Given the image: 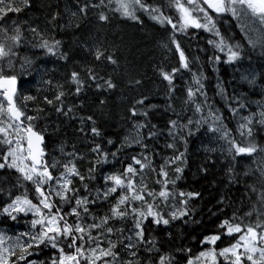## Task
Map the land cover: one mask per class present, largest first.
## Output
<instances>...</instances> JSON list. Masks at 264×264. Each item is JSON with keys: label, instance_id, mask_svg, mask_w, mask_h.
<instances>
[{"label": "snow or ice", "instance_id": "obj_1", "mask_svg": "<svg viewBox=\"0 0 264 264\" xmlns=\"http://www.w3.org/2000/svg\"><path fill=\"white\" fill-rule=\"evenodd\" d=\"M33 10L42 12L43 20L30 15ZM90 13L98 22L119 15L138 24L147 14L170 29L162 46L176 52L179 66L157 68L170 113L163 126L152 122L160 106L141 92L130 98L125 134L106 138L99 121L107 101L99 97L120 85L104 71L119 65L105 40H81L79 48L93 63L62 81L54 78L57 70L49 64L72 60L58 37L80 31ZM225 16L240 40L221 30ZM190 29L212 37L206 41L214 53L209 63L247 61L241 79L250 89H261L262 101L249 102L246 94L229 93L217 83L216 94L238 118L235 134L210 102L207 76L193 71L198 58L190 59L177 39ZM257 52L264 60V0H0V264H264V64L259 73L252 68ZM185 72L191 83L177 106L175 82ZM29 78L39 85L36 95L23 90ZM143 83L137 76L124 79L133 91ZM89 90L98 94L100 117L80 114L85 105L80 97ZM61 124L75 125L71 142L63 138ZM200 136L207 137L208 156L197 171L207 174L205 165H221L222 190L212 215L225 218L199 241L209 247L192 256L186 247L165 250L153 233L177 221L187 224L195 214L190 202L201 192L177 184L188 167L189 140ZM165 150L171 155H162ZM86 157L89 166L82 169ZM149 173L155 174L154 186L147 182ZM233 188L243 189L238 204L230 195ZM101 206L106 211H96ZM172 235L167 231L169 239ZM225 238L234 242L217 249Z\"/></svg>", "mask_w": 264, "mask_h": 264}, {"label": "trees", "instance_id": "obj_2", "mask_svg": "<svg viewBox=\"0 0 264 264\" xmlns=\"http://www.w3.org/2000/svg\"><path fill=\"white\" fill-rule=\"evenodd\" d=\"M167 14L175 15L171 12ZM30 15L39 16L43 20V13L33 10ZM225 23L221 24V30H228L231 32L236 40H240V34L238 29L234 26V22L229 17L225 16ZM142 24H138L135 21L126 19L119 15H111L110 20L107 23L98 22L95 15L90 13L87 20L82 22V28L74 35H65L62 38L65 40V50L69 51L72 56V60L65 64L64 62L57 63L55 65L49 64V67H55L57 70L54 78L63 80L64 77L72 70H79L86 64H91L92 59L88 53L79 48L81 40L96 38L105 40L116 51L119 59V65L115 68L112 66H105L104 71L111 73L113 79L119 83V89L114 93H109L106 96H100L99 99H105L107 106L102 110L103 116L100 119V123L106 131V138L117 140L118 137H122L125 129L123 124V118L126 115L127 108L129 106L130 98L138 96L139 93H146L153 97L152 103L160 106V111L156 112L153 123L163 126L164 122L168 119L170 113L165 109V90L166 82H162L158 76L157 68L163 66L165 70H168L172 66L178 67V59L175 51H167L163 48V44L167 42V37L171 34L170 29L167 26L159 25L156 21L150 19L147 14L141 15ZM177 35V39L182 43L190 59L196 57L197 67L193 71H202L207 76L205 86L208 96L212 98L210 102H214L216 108L223 112L225 117V124L228 128L233 130L235 134V125L238 118H233L228 112L225 101L216 94V85L221 83L223 87L227 88L229 93L233 89L240 94H246L249 98V102L262 101L261 89L259 85L253 90L241 79V75L245 74L249 68L248 62L244 61L243 64L230 65L221 62L219 65L209 63L208 57L213 55V50L206 41L210 38L207 33L201 31L188 30L185 34V38H180ZM224 57H221L223 61ZM264 64V60L259 58V53L252 57V68L259 73L261 65ZM215 69V70H214ZM137 76L144 81L143 87L138 90H131L124 84L126 76ZM219 78V81H218ZM30 83V82H29ZM191 83L190 75L185 72L182 74V78L178 77L175 85L177 88L176 96L179 98L173 101L174 105H179L180 100L183 99V89L186 84ZM39 87L34 82L30 83V86L25 87L26 94L36 95L35 89ZM255 92V94H253ZM84 100L85 105L81 115H89L96 113L97 117L101 116L99 110L98 94L94 90H89L86 95L80 97ZM70 102L79 103L80 100L74 97L70 98ZM31 104H29L30 106ZM33 107V105H32ZM258 108L255 103H252V111H257ZM247 115V112L243 113ZM57 123H60L57 121ZM61 128L65 131L66 136L64 139L71 142L72 130L75 125L69 127L66 124H61ZM161 147L163 141H160ZM208 146L207 137H193L189 140L188 145V167L185 169L183 180L179 181L177 188L184 191H199L202 196L199 199L191 201L192 207L195 209V214L187 224H183L177 221L170 229L165 230L163 228L156 229L154 235H156L163 245L165 250H172L178 247H186L192 250V256L198 255L200 251L206 250L208 245L202 246L199 241L205 235L212 234L217 230L216 226L219 224L220 219L212 213L217 211L216 205L219 198V192L222 190L220 180L222 177L221 165L217 163L215 167L211 165H205L209 168L207 174H203L197 171V168L204 163L207 153L203 150ZM135 151V150H134ZM162 155H171L170 151L165 150ZM86 157L85 162L81 165L82 169L88 167ZM212 159H216V156H212ZM120 167L119 164L116 165ZM148 183L153 185L155 180V174H148ZM154 186V185H153ZM30 191V190H29ZM243 189L233 188L230 193L233 201L239 203L242 199ZM105 210L104 206L96 211ZM228 214H231V210H226ZM195 221V222H192ZM7 227V225H4ZM18 230L23 228L18 226ZM167 231L172 232V238L167 237ZM234 242L232 238H225L223 243H217V249L226 246L228 243ZM183 260V257H181Z\"/></svg>", "mask_w": 264, "mask_h": 264}, {"label": "flooded vegetation", "instance_id": "obj_3", "mask_svg": "<svg viewBox=\"0 0 264 264\" xmlns=\"http://www.w3.org/2000/svg\"><path fill=\"white\" fill-rule=\"evenodd\" d=\"M176 55V57H177V54H175ZM207 55V57L209 58L210 57V55L209 54H206ZM177 59H178V57H177ZM196 63H197V61H196ZM177 65H178V63H177ZM179 66V65H178ZM32 82L31 80H30V78H29V80L27 81V82H23L22 83V87H23V90H25L26 88L25 87H28V86H30V83ZM29 108H32V104L29 106ZM29 114H31V113H29ZM186 263V262H185Z\"/></svg>", "mask_w": 264, "mask_h": 264}, {"label": "rangeland", "instance_id": "obj_4", "mask_svg": "<svg viewBox=\"0 0 264 264\" xmlns=\"http://www.w3.org/2000/svg\"><path fill=\"white\" fill-rule=\"evenodd\" d=\"M139 14V13H138Z\"/></svg>", "mask_w": 264, "mask_h": 264}]
</instances>
